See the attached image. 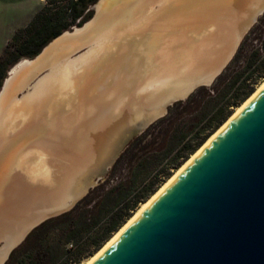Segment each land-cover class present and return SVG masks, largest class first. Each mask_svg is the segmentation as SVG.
Wrapping results in <instances>:
<instances>
[{
    "label": "bare ground",
    "instance_id": "obj_1",
    "mask_svg": "<svg viewBox=\"0 0 264 264\" xmlns=\"http://www.w3.org/2000/svg\"><path fill=\"white\" fill-rule=\"evenodd\" d=\"M263 2L99 0L97 18L84 29L65 31L35 59L20 61L28 68L11 77L0 96V220L29 215L34 206H51L84 187V177L110 154L125 126L162 111L168 99L206 79L233 52L240 27ZM83 45H90V51L70 62ZM50 66L52 71L31 91L16 95ZM263 86L264 80L229 120ZM104 88L108 92L103 102ZM70 110L75 117L66 115L64 122L62 116ZM51 113L60 117V129L49 123ZM35 122L42 125L38 134ZM219 131L84 264L97 257ZM70 135L75 145L61 149Z\"/></svg>",
    "mask_w": 264,
    "mask_h": 264
},
{
    "label": "water",
    "instance_id": "obj_2",
    "mask_svg": "<svg viewBox=\"0 0 264 264\" xmlns=\"http://www.w3.org/2000/svg\"><path fill=\"white\" fill-rule=\"evenodd\" d=\"M98 1L90 7L94 11L92 18L76 28L82 30L97 18ZM263 12L264 2L240 27L233 52L226 55L206 79L189 91L168 99L162 111L151 118L123 127L110 154L100 159L97 167L84 177V187L69 192L66 199L54 201L51 206H34L29 215L0 220L3 244L0 264L32 229L71 210L99 184L132 136L163 117L168 106L184 100L195 88L210 85ZM74 29L71 32H75ZM64 32L35 57L27 59L32 61L38 57ZM18 62L3 80L0 96L10 78L28 68L27 64ZM229 118L212 133L220 129L210 142L88 264H264V86L233 118Z\"/></svg>",
    "mask_w": 264,
    "mask_h": 264
},
{
    "label": "trees",
    "instance_id": "obj_3",
    "mask_svg": "<svg viewBox=\"0 0 264 264\" xmlns=\"http://www.w3.org/2000/svg\"><path fill=\"white\" fill-rule=\"evenodd\" d=\"M96 1L46 4L7 42L0 55V87L15 63L35 57L53 38L90 19L93 11L89 8ZM263 78L264 13L211 89L200 86L169 106L166 115L130 141L106 180L91 188L71 210L32 229L4 264H79L93 255L253 94Z\"/></svg>",
    "mask_w": 264,
    "mask_h": 264
},
{
    "label": "rangeland",
    "instance_id": "obj_4",
    "mask_svg": "<svg viewBox=\"0 0 264 264\" xmlns=\"http://www.w3.org/2000/svg\"><path fill=\"white\" fill-rule=\"evenodd\" d=\"M50 5V6H57V5H64L65 4V0H53V3H51V0H0V55L2 54V52H3V50H4V48H5V46H6V44H7V42L12 38V36L16 33V31L17 30H19V29H21V28H25L31 21H32V19L35 17V15L45 6V5ZM91 7V6H90ZM90 9V8H89ZM90 10H92L93 11V9H90ZM93 13H94V11H93ZM264 13V12H263ZM262 13V14H263ZM261 14V15H262ZM94 14H92V16H93ZM261 15H259L258 16V19H259V17L261 16ZM92 18V17H91ZM90 18V19H91ZM258 19H257V21H258ZM89 20V19H88ZM87 20V21H88ZM257 21L254 23V25L257 23ZM253 25V26H254ZM253 26L249 29V31L253 28ZM73 27H76L75 25L74 26H72L70 29H67V30H65V31H72L73 30ZM248 31V32H249ZM248 32L246 33V34H248ZM246 36V35H245ZM244 36V37H245ZM243 40V39H242ZM241 43V42H240ZM240 45V44H239ZM239 47V46H238ZM238 47H237V49H238ZM90 45H83V46H80L78 49H76L73 53H72V57H70V59H69V61L70 62H74V61H78V59H80L82 56H84L85 54H87L90 50ZM237 49H236V51H237ZM236 51H235V53H236ZM235 53H234V55H235ZM233 55V56H234ZM233 56H232V58H233ZM24 59H27V58H24ZM24 59H22V60H24ZM22 60H20V61H22ZM19 61V62H20ZM18 62V63H19ZM230 62V61H229ZM56 64V62L54 63V65ZM112 64H113V62H111L110 63V66L112 67ZM227 66V65H226ZM54 68H55V66H54ZM52 69H53V66H50L49 67V69H44V70H42L36 77H34V79H33V81L31 82V84L29 85V86H27L25 89H23V90H19L18 92H17V96L18 97H23L25 94H27L29 91H31L33 88H34V86H35V84L37 83V81H39V79H41L42 77H44L45 75H47V74H49L51 71H52ZM10 70V69H9ZM8 70V71H9ZM224 70V69H223ZM222 70V71H223ZM8 73V72H7ZM220 75V74H219ZM218 75V76H219ZM217 76V77H218ZM216 77V78H217ZM215 78V79H216ZM215 79H214V81H215ZM263 80H264V78L260 81V82H258V84H256V88H255V90L258 88V86L263 82ZM213 81V82H214ZM213 82L210 84V85H207V86H205L206 88H209V89H211V87H212V84H213ZM200 87V86H199ZM198 88V87H197ZM197 88H195L194 90H196ZM100 89V88H99ZM97 90H98V88H97ZM104 90H105V92L103 93V96L101 97V101L103 100V102L106 100V97H107V89L106 88H104ZM254 90V91H255ZM102 91H103V89H102ZM20 93V94H19ZM253 93V92H252ZM93 95V94H92ZM96 97V96H95ZM249 97V96H248ZM186 99V98H185ZM184 99V100H185ZM175 103V102H174ZM173 103V104H174ZM242 104V103H241ZM172 105V104H171ZM170 105V106H171ZM169 107V106H168ZM238 107V106H237ZM237 107H235L234 108V110H233V113L235 112V110H236V108ZM167 112H168V110H167ZM54 114H55V112H54ZM54 114L52 115V113L50 114V117H49V123L50 124H54V126H55V128H58V129H60L61 128V126H58V120H59V118L58 117H53L54 116ZM66 115H69V116H71V117H75V112H73L72 110H70V111H68L66 114H64L63 116H62V119H63V121L64 122H66V121H68L67 120V117H65ZM166 115V114H165ZM231 116V115H230ZM229 116V117H230ZM228 117V118H229ZM227 118V119H228ZM54 119V120H53ZM37 122H39V121H37ZM37 122H35V123H37ZM155 122V121H154ZM49 123H48V125H49ZM45 124V123H44ZM43 124V125H44ZM129 124H132V123H129ZM223 124V123H222ZM48 125L47 126H45L44 125V128L45 129H47L46 127H48ZM39 126H42V125H40V123H37V124H35V126H34V129H35V133L36 134H38L39 133V131H38V128H40ZM62 131V130H61ZM140 133H137V134H135L134 136H132L130 139H129V141L127 142V145L130 143V141L135 137V136H137V135H139ZM65 135H66V133H65ZM64 135V136H65ZM74 138V139H73ZM115 138H114V140H113V143L115 142ZM207 140V139H206ZM205 140V141H206ZM204 141V142H205ZM60 142V141H59ZM75 142H76V140H75V137L72 135H70L69 137H68V140L66 141V142H64V143H61V149H69V148H72V146L73 145H75ZM203 142V143H204ZM202 143V144H203ZM201 144V145H202ZM127 145L123 148V151H124V149L127 147ZM200 145V146H201ZM199 146V147H200ZM112 149H113V147H112ZM199 149V148H198ZM197 149V150H198ZM122 151V152H123ZM121 152V153H122ZM193 154V153H192ZM191 156V155H190ZM189 156V157H190ZM116 161V160H115ZM114 164V163H113ZM113 164L108 168V170L104 173V175H103V180L101 181V182H103L104 180H106L108 177H109V174H110V171H111V168H112V166H113ZM179 168V167H178ZM177 168V169H178ZM174 172H175V170L173 171V173L172 174H174ZM100 182V183H101ZM98 185V184H97ZM93 188V187H92ZM160 188V187H159ZM140 207V206H139ZM134 214V213H133ZM127 222V221H126ZM3 244H2V242H1V240H0V247L2 246ZM10 255V254H9ZM9 255H8V257H9ZM90 256H87V257H85L79 264H84L85 263V261L89 258ZM8 259V258H7ZM6 259V260H7ZM6 262V261H5ZM4 262V263H5ZM3 263V264H4Z\"/></svg>",
    "mask_w": 264,
    "mask_h": 264
}]
</instances>
